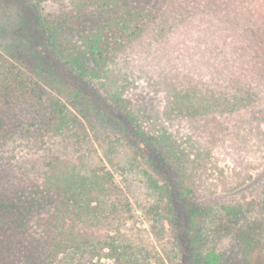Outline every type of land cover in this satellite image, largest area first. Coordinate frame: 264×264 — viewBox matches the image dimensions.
Listing matches in <instances>:
<instances>
[{
	"label": "trees",
	"instance_id": "obj_1",
	"mask_svg": "<svg viewBox=\"0 0 264 264\" xmlns=\"http://www.w3.org/2000/svg\"><path fill=\"white\" fill-rule=\"evenodd\" d=\"M31 1L68 9L60 21L67 42L58 41L54 28L38 17L34 31L27 26V33L18 36L26 49L40 55L41 67L49 71L55 59L78 77L95 80L106 101L123 112L133 89L144 85L150 92L162 93L170 126L197 122L202 135L196 143L177 129L145 137L155 155L183 168L188 164L190 170L182 176L190 180L217 164L218 150L229 151L225 155L241 166L235 174L240 184L250 179L248 155L264 146V0ZM11 67L0 68V151L15 142L7 136V125L11 104L18 97L35 100L38 116L33 125L54 137L68 135L77 114L59 98L41 94L34 99L36 94ZM258 162L249 168H262L264 159ZM59 163L47 165L40 186L49 210L37 223L35 249L25 237L8 241L7 233L30 222L28 212L35 199L0 192V264H58L62 256L70 264H102L84 262L96 240L73 227L87 221L91 210L108 208L109 219L121 212L124 203L111 199L113 181L105 172H83ZM147 187L153 195L169 191L151 175ZM244 211L237 204L220 208L222 217L234 223ZM256 226L240 234L245 256L261 238L256 229L262 225ZM198 245L193 242L192 264H223L221 254L201 252ZM103 258L110 259L107 254Z\"/></svg>",
	"mask_w": 264,
	"mask_h": 264
},
{
	"label": "rangeland",
	"instance_id": "obj_2",
	"mask_svg": "<svg viewBox=\"0 0 264 264\" xmlns=\"http://www.w3.org/2000/svg\"><path fill=\"white\" fill-rule=\"evenodd\" d=\"M67 13L65 5L53 2L36 5L31 0H0V68L12 66L21 74L36 94L34 99L41 94L59 98L72 114H77L71 132L54 137L33 125L38 116L34 99L28 102L18 97L13 103L8 100L13 109L7 136L15 142L0 151V192L35 199L28 212L30 222L8 230V241L25 237L35 249V238L40 234L37 223L49 210L40 186L47 165L56 161L83 172H105L113 181L111 199L121 200L125 206L109 219L108 208L91 210L87 221L74 225V229L93 235L96 240L88 248L90 255L85 263L192 264L193 242H198L201 252L214 250L221 254L223 264H264V166L250 169L264 159V146L250 151V168L246 171L251 176L244 184L235 176L241 166L224 150H218L217 164L187 180L182 175L186 169L189 172L188 164L183 168L155 155L153 145H148L145 137H157L164 129H177L184 139L200 142V123L170 126L164 116L163 94L150 92L144 85L128 92V109L123 112L106 101L95 80L78 77L55 59L51 69L45 70L40 66V55L20 42L18 36L27 33V26L35 30L37 17L54 28L58 41L67 42L60 25ZM147 175L160 186L167 185L168 194L160 191L153 195L147 187ZM234 204L245 210L235 223L220 213L222 206ZM82 212L86 216L87 211ZM259 224L262 227L256 232L261 238L245 256L240 234ZM3 241L8 246L7 240ZM106 254L110 259L103 258ZM58 264L70 261L62 256Z\"/></svg>",
	"mask_w": 264,
	"mask_h": 264
}]
</instances>
